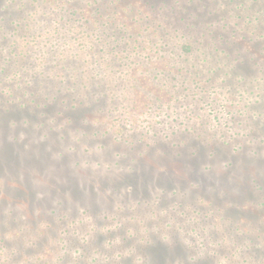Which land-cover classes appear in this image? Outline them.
<instances>
[{
    "label": "rangeland",
    "instance_id": "obj_1",
    "mask_svg": "<svg viewBox=\"0 0 264 264\" xmlns=\"http://www.w3.org/2000/svg\"><path fill=\"white\" fill-rule=\"evenodd\" d=\"M0 264H264V0H0Z\"/></svg>",
    "mask_w": 264,
    "mask_h": 264
}]
</instances>
